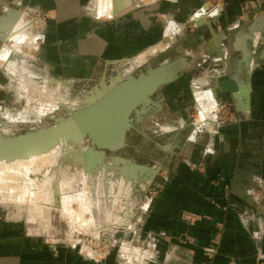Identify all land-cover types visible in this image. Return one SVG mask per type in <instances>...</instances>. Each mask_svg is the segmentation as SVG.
<instances>
[{
  "label": "crops",
  "instance_id": "1",
  "mask_svg": "<svg viewBox=\"0 0 264 264\" xmlns=\"http://www.w3.org/2000/svg\"><path fill=\"white\" fill-rule=\"evenodd\" d=\"M2 1L0 7L29 6L50 17L40 59L58 78H89L100 88L113 65L116 73L126 72L117 88L165 65L168 80L138 102L143 112L128 116L123 145L104 151L97 163L99 170H121L136 180L122 195L120 216L128 230L148 233L155 264H205L217 221L225 228L211 264H264V208L250 195L264 181V0H138L125 6L127 0L104 13L99 5V15L88 6L93 0ZM243 31L247 36H240ZM235 64L251 67L248 109L219 89L214 109L205 100L202 107L198 90L215 91ZM197 77L206 80L196 84ZM113 194L107 178L99 180L95 198L115 202ZM183 211L205 218L189 223ZM32 225L27 217L0 219V264H95L76 245Z\"/></svg>",
  "mask_w": 264,
  "mask_h": 264
},
{
  "label": "rangeland",
  "instance_id": "2",
  "mask_svg": "<svg viewBox=\"0 0 264 264\" xmlns=\"http://www.w3.org/2000/svg\"><path fill=\"white\" fill-rule=\"evenodd\" d=\"M135 1L138 0H132L125 6L131 5ZM2 2L3 1L0 0V5ZM88 6L90 9H94L98 15L100 14L98 11V0H93ZM8 9L12 11L14 14L12 15L16 20L14 25L10 27L8 31L12 32L15 30L17 28V26L15 27L16 23L20 21L22 22V25L19 29H26L29 33L28 35L31 37L36 36L35 40L37 43V47L31 51L33 54L32 56L29 54H17L16 62L22 69L20 70L21 73L18 71V77L23 76L24 78L22 77V79L24 81L20 80V78L17 79L15 75L14 78L11 74H8L7 70L4 68H8V65L0 66V125L2 124L0 126V136L12 137L20 134H27L29 132L34 133L57 125L62 120L73 115L74 108L77 107L76 102L79 99V101H83L84 98L87 100V97L92 96L96 91L93 90L95 83L89 78L84 80L80 79L81 81L73 87L67 84L64 85V82L58 84L57 81L62 82L63 79L58 78L54 70L47 68V66L41 62V41L42 38L45 40V36L43 35H45L46 26L50 18L47 13L42 11V9L39 10L29 6L22 7V5L17 7L18 10L10 5L0 7V11H3V15L8 13ZM14 9L17 12L14 11V13ZM8 31H3V34L6 35V39L9 34ZM4 42L0 39V51L4 46ZM24 52L28 53L29 51L25 48ZM7 58L9 59V57H6V59ZM210 62L211 59L209 60V63ZM130 64L123 66V68H127ZM141 68L144 67H140L139 69ZM204 68L206 69L208 67L199 69L197 71L198 76H201V71H205ZM107 69L106 76L108 77H106L105 81L106 83H109L111 77L116 74V71L113 65L107 67ZM139 69L136 71L137 73L140 72ZM229 72L230 70L228 73ZM211 76L209 81L213 78ZM213 79H215V77ZM27 80L30 81L29 84L25 83ZM202 80L205 81L206 79ZM202 80L197 77L196 84H201ZM99 89H102V87ZM200 90L203 89H199L198 92H203ZM97 99L98 97H90L88 102L84 105L87 106L92 103V100L95 101ZM198 103L204 107L203 103L199 100ZM204 104L206 105V103ZM201 106L199 108H201ZM220 113L221 112H219V114ZM200 120L201 119L199 118L198 121ZM74 147H76L75 149L82 147L84 150H87V148L91 147V143L86 137L82 143H77ZM105 151L108 154H111V152L107 150ZM125 152L127 151L125 150ZM71 154L72 152L69 149L64 152L59 150L55 151V155H53L51 162L46 164L51 168V171L49 172L50 174L47 176L51 179V184L54 185V181H56L53 168L64 165L63 160L66 157L71 156ZM130 154H132L131 150L129 153L127 152V155ZM37 162L40 163L38 164ZM33 163L31 161L24 162L21 168L17 169L19 171L14 169L17 171L14 174L8 173L7 171L6 174L5 172L2 173V179H4L6 183L3 180H0V219L6 218L9 220L25 221L27 217L28 221L33 224L32 226L35 231L36 229H39L38 232L36 231L37 233L48 234L50 239H59L65 243H71L74 246L76 245L75 249L77 248L76 250H78L82 256L95 264H102L106 259H111L113 264H155L154 258L156 257L153 256V250L155 249L153 246L154 242H152L151 238H146L148 233L139 232V228L128 230L125 222L123 223V219L120 216V210L124 208H121L122 205L120 203L122 195L128 188V183H133L136 180L129 177L124 180L125 183H121L123 179L117 177L120 173H115L112 169L108 170L106 173H104L105 171H103V169L98 171V173H89L88 171L90 170L87 169L84 173L85 175L83 174L79 180L75 179L77 181H74L70 188H67L69 194L65 195L68 199L70 196L74 198L75 201L72 206L74 210L80 209L81 212L84 213V217L81 218L75 214H71L69 211L65 213L66 210L54 206L55 202L49 209L44 207L41 203L44 199L40 198L39 194H37L39 193V187L36 188L38 185H36V183H38L37 181L39 177L42 178L41 175H38L39 173L46 174L45 165L40 167L41 161ZM32 165H34V167H32ZM25 168L28 169L26 171L27 173L25 172ZM29 168H32L31 172ZM38 168L42 169V172ZM8 171L10 172V170ZM33 178L36 183L33 182ZM105 178H107L109 190L115 195L118 193L115 202H109L108 200H103V198H100V200L95 198L99 188V180L104 181ZM30 180L33 181L30 182ZM32 183L36 186L32 185ZM27 186L29 187L27 188ZM46 188L48 189L50 186L47 185ZM132 188L129 187L128 192H130ZM253 190L254 193H250V195L255 198L254 200L260 207L264 208V181L259 179L257 181V186ZM33 191H35V194ZM83 198L85 200L87 199V204L80 203L79 205L77 201ZM109 204L111 206L110 211L107 209ZM105 205L107 207L106 211L104 210ZM105 212H107V215ZM186 213L188 212H182L183 218ZM196 215V220H186L189 223H195L196 221H201L205 218V215ZM216 223L218 224L221 222L217 221ZM217 224H214V226L217 227ZM222 225L221 237L216 239L217 235L213 234L209 240L207 248L214 247L215 251L212 256H209L207 253L208 257L205 264H211L218 252L219 243L224 235L223 229L225 228V224L222 222ZM216 231H218L217 228ZM191 239L193 241L197 240L195 237H191ZM183 240L184 237L179 238V241L182 243Z\"/></svg>",
  "mask_w": 264,
  "mask_h": 264
},
{
  "label": "bare ground",
  "instance_id": "3",
  "mask_svg": "<svg viewBox=\"0 0 264 264\" xmlns=\"http://www.w3.org/2000/svg\"><path fill=\"white\" fill-rule=\"evenodd\" d=\"M126 1L127 0H98V3L99 5L101 4L100 6H102V8L100 7V10L102 12L104 10H105L104 12H107L109 10H115L120 8V5H122ZM2 12L3 11H0V39L3 40V42L4 41L5 42L3 48H1L0 51L1 52L0 66L8 65V68L4 67L7 70L8 74H11L14 78L16 76L17 79L20 78V80H23L22 79L23 76L18 77L19 76L18 74L22 69L21 66L18 65L16 62L17 54L20 53L25 55L29 54L32 56L33 54L31 51L37 47V43L35 40L36 36L31 37L30 35H28L29 33L27 32L26 29L20 30L19 28L22 25V22L20 21H18L15 25V27L17 26V28L12 32L11 31L9 32L8 30L15 23V19L13 16L14 14L10 10L6 15H3ZM3 31L9 32V34L7 35V39H6V35L3 34L4 33ZM25 48L28 49L29 51L28 53L24 52ZM6 57H9V59L7 58L8 59L7 60ZM235 65L236 66L233 67L232 69H234L233 71L235 72V75L239 79V85L241 86L239 90V95L240 98L242 99V102L245 103L244 106H246L247 98L250 103V90L249 88H247L246 85L251 84V79H250L251 67H239V66L237 67V64ZM165 69H166L165 65H161L153 69L149 68V72L147 73L148 76L145 77L142 76L140 79V80H145V82L144 81L140 82V80L138 81L136 79H133L132 77H129L128 80L119 84V87L113 88L116 87L115 83L120 81L122 79V76H124V74L126 73L125 71L122 72L118 71L115 75L112 76V80L110 81V84L108 86L104 84L102 86V89L98 88L96 92L92 96H90V97H98V99L94 101L95 103L92 102L91 104L85 106L84 104L88 102V99L86 100V98H84L83 101H78L77 103L80 105V107L78 111H75L73 116L64 119L63 121H61L60 123L49 129L44 130L42 134L36 136V138L28 139L26 143L29 145L25 147L24 151H20L18 153L10 152L5 154H0V175H1L0 180L4 181V179H2L3 178L2 173L5 172L6 174V171L11 174L16 173L17 171H19L17 169H20L22 164L26 161H31L32 163L33 162L35 163L36 161H41L40 167L45 165L46 174H41V173L38 174L41 175L42 177V178L39 177L37 181L38 183H36L33 178L34 181L33 180L32 181L35 182L36 185L38 184L39 186L38 185L36 186L33 183L32 185H35L36 188L39 187L38 188L39 193L37 194H39L40 198L44 199V201L41 202L44 205V207L49 209L52 207V205H54L55 202L54 206L66 210L65 213L69 211L73 215L75 214L76 216L81 218L84 217L83 215L84 213L81 212L80 209H78L79 207L77 208L78 210H74L72 206L75 201L74 198L70 196V198L68 199V197L65 196L66 194H69L67 188H70V186L74 183V181L79 180L82 177V175L85 173V171H87V169L90 170L92 169L91 167L96 168L97 163L103 161L105 157V152L97 148H90L88 151L83 150L82 147H78L77 149H75L76 147H74V145L77 143H82L83 140L86 138L85 134L87 135L91 134L90 136L94 139V142H97V144H99L100 146L110 147L113 149L121 147L124 143V135L126 129L129 126V123L127 121V115L130 109L140 100L144 99L147 96V94L155 90L158 87V85L168 80L165 75ZM243 69H246L245 72L246 76L242 78L241 71ZM25 83L29 84L30 81L27 80ZM242 86H246L247 89H243ZM211 92L212 93H208V94L204 92H198L196 98L201 103H203V101L205 100L207 105L210 104L211 105L210 108L211 110H213L214 107L216 106L217 100L215 98L214 91L211 90ZM209 99L212 100L213 103L215 100L214 106H212L211 103L212 101H210ZM248 107L242 108V110L248 109ZM5 139L6 138H4L3 136H0V140H5ZM67 149H69L72 152V154L71 156H68L63 160L64 165L56 166L55 167L56 169L53 168V173L55 174V178H56V181H54V185H53L50 183L51 179L47 177L50 174L49 172L51 171V168L48 167V165L46 164H49V162H51V160L53 159V155H55V151L59 150L61 152H64ZM117 161L119 160L117 159ZM32 167H34V165H32ZM14 169H16L17 171ZM31 169L29 168L30 172L32 171ZM8 170H10V172ZM27 170L28 169H26L25 172ZM39 170H41L42 172V169ZM114 171L118 173V170L114 169ZM120 172L123 173V175L125 176V178L121 182L123 183L124 180L128 179L129 177L127 176L126 172H122L121 170ZM32 181L30 180V182ZM47 185L50 186V188L47 189L46 188ZM29 186H27V188ZM33 192L35 194V191ZM86 200L83 198L76 201L78 202L79 205L80 203L86 205L87 204Z\"/></svg>",
  "mask_w": 264,
  "mask_h": 264
},
{
  "label": "water",
  "instance_id": "4",
  "mask_svg": "<svg viewBox=\"0 0 264 264\" xmlns=\"http://www.w3.org/2000/svg\"><path fill=\"white\" fill-rule=\"evenodd\" d=\"M259 11L260 10L257 9L256 10V13H258ZM244 31H246V30H244ZM244 31L242 33H240V36L242 34H243L242 36H247V35H245V32ZM233 33H236V31H233ZM232 42H234V41H232ZM235 43H236V41L234 42V47H235ZM229 68H230V72L228 73V76L225 79L220 80V81H218L216 83V86H215V89H214L215 90L214 91L215 98L216 99L218 98V94L216 92V89H219V91L221 93H231V95L236 99V101H237L238 106H239L240 109L245 108V107H248L249 104H250L249 101H248V98H247V101H246V104L248 106L247 105L244 106L245 103L242 102V99L240 98V95H239V90H240L239 79L235 75V72L233 71L232 67H229ZM164 83H162V84H164ZM162 84L158 85V87L161 86ZM218 104L222 108L223 103L218 102ZM140 111L141 112L144 111V105L136 103L130 109V111H129L128 115H127V121H128V123H129L128 116L130 115V113L137 112V114H138ZM44 130H46V129H44ZM44 130H40V131H37V132H34V133L29 132L27 134H20L18 136H12V137L11 136H3L6 139L5 140H0V154L10 153V152H12V153H14V152L15 153H18L20 151H24L25 150V147H27L29 145V144L26 143L28 141V139H30V138H36V136L41 135ZM90 135L85 134V136L90 140V143H91V147L87 148L86 151H88L90 148H97V149H100V150H103V151L107 150V151H109L111 153H114V152H116L118 150V148L113 149V148H110V147L100 146L99 144H97V142H94V139ZM100 170H102V168H100ZM100 170L93 167L92 170L90 169V171H88V172L89 173H98V171H100ZM103 171H105V173H106L108 171V169L107 168L106 169L103 168ZM118 171L120 173V170H118ZM152 174L149 177L150 179L153 176ZM117 177H121V179H124L125 178V176L123 175V173H120V175L117 176Z\"/></svg>",
  "mask_w": 264,
  "mask_h": 264
},
{
  "label": "flooded vegetation",
  "instance_id": "5",
  "mask_svg": "<svg viewBox=\"0 0 264 264\" xmlns=\"http://www.w3.org/2000/svg\"><path fill=\"white\" fill-rule=\"evenodd\" d=\"M128 76H129V75H128ZM132 76H133V75H132ZM130 77H131V76H130ZM134 77H135V76H134ZM128 79H129V77H128L126 80H128ZM80 81H81V80H80V79H77V78H69V79H63L62 82H61V81H57V83H58V84H59V83L62 84V83L64 82V85L67 84V85L73 87L75 84H77V83L80 82ZM103 85H104V83H103ZM105 85H107V83H106ZM100 87H101V86H100ZM93 90H95V91L97 90V86H96V85H94ZM91 92H92V91H91ZM88 94H89V92H88ZM87 98L89 99L90 96H88ZM79 100H80V99H79ZM79 100H78V101H79ZM78 101H77V102H78ZM77 102H76V106H77V107L74 108L73 115H74L75 111H77L78 108L80 107V105H79ZM92 102H94V100H92ZM96 102H98V101H96ZM94 103H95V102H94ZM94 103H93V104H94ZM73 115H72V116H73ZM130 115H132V117H134V119H135V118L139 115V113L137 114V112H132V113H130ZM68 118H69V117H68ZM62 121H63V120H62ZM129 125H130V123H129ZM133 125H134V126H133L132 128H133L134 130H136V128H135V125H137L136 120H134ZM128 127H129V126H128Z\"/></svg>",
  "mask_w": 264,
  "mask_h": 264
},
{
  "label": "built area",
  "instance_id": "6",
  "mask_svg": "<svg viewBox=\"0 0 264 264\" xmlns=\"http://www.w3.org/2000/svg\"><path fill=\"white\" fill-rule=\"evenodd\" d=\"M196 216H197L196 214H189V213L184 214V218L185 219H188V220H196L197 219ZM222 227H223L222 223H218L217 224V230L218 231H216V233H215V235H217L216 239H218L219 237H221ZM151 234L153 235V233H151ZM160 234L163 237H167V234L165 232H161ZM214 249H215L214 247L206 248V252L209 254V256H212L213 255V252L215 251Z\"/></svg>",
  "mask_w": 264,
  "mask_h": 264
}]
</instances>
